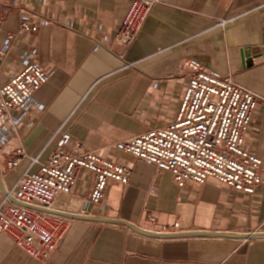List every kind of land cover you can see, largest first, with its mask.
I'll return each instance as SVG.
<instances>
[{
	"label": "crops",
	"instance_id": "1",
	"mask_svg": "<svg viewBox=\"0 0 264 264\" xmlns=\"http://www.w3.org/2000/svg\"><path fill=\"white\" fill-rule=\"evenodd\" d=\"M13 1L0 0V49L28 11L53 23L15 40L0 61V88L27 44L53 74L37 94L45 110L33 109L0 152V203L27 170L77 143L126 164L133 177L127 185L110 182L102 203L91 207L85 200L94 176L83 172L72 196L56 203L77 220L56 251L37 261L1 234L0 264H264V187L246 195L210 178L178 188L171 173L115 148L175 120L186 64L196 61L261 97L245 148L264 169V0H163L129 48L113 38L132 0ZM19 147L26 157L9 169L6 160ZM34 157L40 164L32 166Z\"/></svg>",
	"mask_w": 264,
	"mask_h": 264
},
{
	"label": "built area",
	"instance_id": "2",
	"mask_svg": "<svg viewBox=\"0 0 264 264\" xmlns=\"http://www.w3.org/2000/svg\"><path fill=\"white\" fill-rule=\"evenodd\" d=\"M18 1L14 0L12 6H18ZM162 1L132 0L113 41L129 48L152 9ZM20 21L18 31L4 41L0 61L18 37L28 39L41 27L53 23L34 11L23 14ZM228 24L226 20L220 22L223 27ZM73 26V22L65 24L67 29ZM108 39V36L103 38ZM101 47L99 42L95 43V51ZM186 67L189 77L175 120L162 128L120 141L115 144L116 150L171 173L178 188L187 184L201 186L213 178L236 192L254 194L264 187L263 162L245 148V139L261 97L219 70L196 61H189ZM52 74L39 63L38 49L27 44L12 67L9 81L0 88V152H4L33 109L45 110L37 94ZM67 141L68 136L64 135L60 147ZM24 157L21 147L14 149V155L6 160L7 167H17ZM31 164H40L39 157L32 158ZM83 172L94 176L85 200L91 207L102 203L110 182L127 185L133 177L132 169L126 164L104 158L81 143L72 152L60 149L37 170H27L16 189L8 192L0 203V235L10 237L14 246L32 259L47 260L77 221L61 215L56 203L72 196ZM11 198L19 205L9 203ZM178 227L179 224L173 225L175 230Z\"/></svg>",
	"mask_w": 264,
	"mask_h": 264
},
{
	"label": "water",
	"instance_id": "3",
	"mask_svg": "<svg viewBox=\"0 0 264 264\" xmlns=\"http://www.w3.org/2000/svg\"><path fill=\"white\" fill-rule=\"evenodd\" d=\"M61 215H63V216H65L66 214H62V213H60ZM75 218H77V217H75Z\"/></svg>",
	"mask_w": 264,
	"mask_h": 264
},
{
	"label": "bare ground",
	"instance_id": "4",
	"mask_svg": "<svg viewBox=\"0 0 264 264\" xmlns=\"http://www.w3.org/2000/svg\"><path fill=\"white\" fill-rule=\"evenodd\" d=\"M63 200H65V199H63Z\"/></svg>",
	"mask_w": 264,
	"mask_h": 264
}]
</instances>
